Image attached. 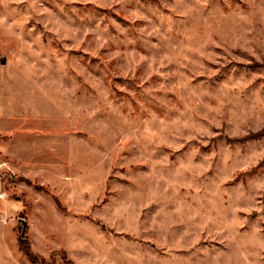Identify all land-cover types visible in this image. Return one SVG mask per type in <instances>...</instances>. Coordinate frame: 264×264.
Listing matches in <instances>:
<instances>
[{
  "label": "rangeland",
  "instance_id": "obj_1",
  "mask_svg": "<svg viewBox=\"0 0 264 264\" xmlns=\"http://www.w3.org/2000/svg\"><path fill=\"white\" fill-rule=\"evenodd\" d=\"M0 264H264V0H0Z\"/></svg>",
  "mask_w": 264,
  "mask_h": 264
},
{
  "label": "water",
  "instance_id": "obj_2",
  "mask_svg": "<svg viewBox=\"0 0 264 264\" xmlns=\"http://www.w3.org/2000/svg\"><path fill=\"white\" fill-rule=\"evenodd\" d=\"M18 223L21 225V235H22L24 232V229H25V222L23 220L19 219Z\"/></svg>",
  "mask_w": 264,
  "mask_h": 264
}]
</instances>
